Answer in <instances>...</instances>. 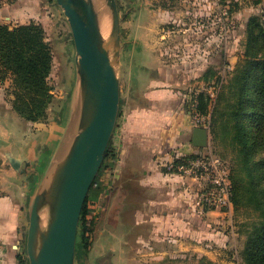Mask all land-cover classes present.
<instances>
[{"label":"rangeland","instance_id":"obj_1","mask_svg":"<svg viewBox=\"0 0 264 264\" xmlns=\"http://www.w3.org/2000/svg\"><path fill=\"white\" fill-rule=\"evenodd\" d=\"M119 13L121 49L117 76L121 93L120 112L123 113L127 107L146 106L145 93L157 85L168 84L183 95L185 109L192 119L194 113H199L193 99L201 92L207 93L209 113L200 114L206 116V123H210L207 128L209 142L205 147H198L195 154L197 157L218 156L229 164L232 173L245 177L246 173L240 169L242 157L230 143L231 139H215L211 132V122L214 123L212 111L216 106L219 110L227 108L229 82L247 57L248 22L253 17L264 21V0H230L226 3L221 0H120ZM35 21L43 25L52 47L53 65L48 76L52 97L44 116L30 120L14 108L11 77H0V116L8 139L4 148L31 162L24 171H16L2 155L0 167L4 162L9 189L17 191L19 200H24L28 193L32 203L42 185L40 227L43 231L48 226L54 201L49 195L48 169L60 159L66 140L79 130L77 117L82 101V80L71 27L62 7L56 0H41V18ZM164 73L168 79L157 80ZM207 73L211 74L205 79ZM217 133L220 134L218 127ZM116 139L118 136L114 132L112 140L115 145ZM54 148L58 149L53 153ZM257 150L254 160L264 159V149ZM48 161L51 164L47 169ZM260 169L264 170V164ZM199 181L205 187L206 183ZM112 190L111 185L98 203V216L91 225L88 250L75 264H199L202 255L197 254L159 263L139 259L141 245L128 238L129 229L125 230L126 237H123L106 227L109 206L113 201ZM243 201L237 208L234 205L232 209L222 208L224 213L219 214L218 230L226 238L211 247L214 251L211 256H203L218 264H244L246 241L253 222L260 217V211L246 198ZM88 217L90 219L91 214ZM125 221L129 226L128 215ZM28 222L29 212L18 247L21 259L27 263Z\"/></svg>","mask_w":264,"mask_h":264},{"label":"crops","instance_id":"obj_2","mask_svg":"<svg viewBox=\"0 0 264 264\" xmlns=\"http://www.w3.org/2000/svg\"><path fill=\"white\" fill-rule=\"evenodd\" d=\"M40 18L41 0H9L0 5V22L11 26ZM159 79H168L166 73ZM144 96L146 106L125 108L114 131L119 160L111 185L121 200L120 215L128 209L130 238L141 245L139 259L161 262L190 254L211 256V247L226 238L218 230V217L224 212L220 208L202 211L196 207V195L203 189L201 182L167 171V164L176 157L199 149L192 142L196 126L185 109L184 97L168 84L157 85ZM3 123L0 116V144L8 141ZM3 150L1 146L0 158ZM1 165L0 264H19L18 247L27 224L30 198L27 193L24 200H19L17 191L9 189L8 170L4 162Z\"/></svg>","mask_w":264,"mask_h":264},{"label":"trees","instance_id":"obj_3","mask_svg":"<svg viewBox=\"0 0 264 264\" xmlns=\"http://www.w3.org/2000/svg\"><path fill=\"white\" fill-rule=\"evenodd\" d=\"M221 1L226 3L230 0ZM117 2L120 6V0ZM247 30V57L229 82L231 88L228 90L229 103L226 110H219L216 106L212 111L214 123L211 122V132L215 139H231L230 143L234 144L236 152L242 157L240 169L246 175L238 177L237 173L231 171L232 202L237 208L246 198L249 204L260 211V217L253 222V229L246 241L244 264H264V170L260 169L264 159L254 160L257 148L264 149V21L253 17L248 22ZM52 65V47L41 23L32 20L11 26L0 22V77H11L14 108L30 120L44 116L52 97L48 82ZM210 74H205L204 78ZM193 100H196L193 105L199 113H209L207 93L201 92ZM217 127L220 134L217 133ZM196 157L195 153L176 157L173 161L174 168L167 171L178 172L177 165ZM118 160L119 150L111 139L82 209L76 248L78 259H82L88 250L91 225L98 216V203L110 189ZM21 257L20 253L19 264H28ZM199 264L218 263L202 256Z\"/></svg>","mask_w":264,"mask_h":264},{"label":"water","instance_id":"obj_4","mask_svg":"<svg viewBox=\"0 0 264 264\" xmlns=\"http://www.w3.org/2000/svg\"><path fill=\"white\" fill-rule=\"evenodd\" d=\"M71 27V34L79 65L82 101L77 125L65 142V149L57 163H47L49 170V195L54 201L47 227L41 230L40 201L42 185L28 206L27 226L28 264H75L80 217L89 190L102 166L105 152L113 137L120 114V82L117 73L110 67L107 57L94 43L96 37V11L93 0H56ZM113 19V33L118 46L120 62L121 17L117 0H106ZM4 124V123H3ZM1 136V135H0ZM3 141V140H1ZM6 141H4L5 143ZM196 147H205L209 142L206 127L196 126L192 131ZM4 143L0 144V147ZM58 148H54L53 153ZM6 156L16 171H24L30 161L4 148ZM50 151V150H48ZM24 164V167L22 165ZM51 172V173H50ZM128 185V184H127ZM127 188L129 187L126 186ZM42 191V190H41ZM113 201L109 206L106 227L126 237L125 216L120 215L121 200L113 189ZM48 195V196H49ZM103 210V209H102ZM121 221V224H119ZM132 240V239H131Z\"/></svg>","mask_w":264,"mask_h":264},{"label":"built area","instance_id":"obj_5","mask_svg":"<svg viewBox=\"0 0 264 264\" xmlns=\"http://www.w3.org/2000/svg\"><path fill=\"white\" fill-rule=\"evenodd\" d=\"M9 0H0V5L7 3ZM208 119L200 113H194L192 122L195 126L208 128L210 123ZM174 168V163L167 164V169ZM179 173L189 175L198 180L205 182V187L198 192L195 198V205L202 211L207 208H231L232 202V180L231 169L229 164L222 158L213 154L204 157L188 159L184 164L177 165ZM0 242V263H1Z\"/></svg>","mask_w":264,"mask_h":264},{"label":"bare ground","instance_id":"obj_6","mask_svg":"<svg viewBox=\"0 0 264 264\" xmlns=\"http://www.w3.org/2000/svg\"><path fill=\"white\" fill-rule=\"evenodd\" d=\"M96 11V37L94 43L110 58V67L117 73L119 60L118 46L113 33V19L106 0H93Z\"/></svg>","mask_w":264,"mask_h":264}]
</instances>
